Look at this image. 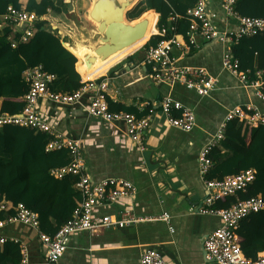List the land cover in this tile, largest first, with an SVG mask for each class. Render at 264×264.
<instances>
[{"label": "built area", "instance_id": "1", "mask_svg": "<svg viewBox=\"0 0 264 264\" xmlns=\"http://www.w3.org/2000/svg\"><path fill=\"white\" fill-rule=\"evenodd\" d=\"M219 2L226 20L222 28L216 26L218 13L209 8L208 0H196L194 5L186 10L189 28L185 35L181 34L185 43L181 45L175 37L177 20L180 17L177 13L171 15L170 24L158 29V35L166 36L167 32H170V35L147 50L145 61L153 70L152 79L170 88L181 86L186 90L195 91L200 96H209L218 85V77L209 74L202 67L181 64L180 58L173 54V48L182 46L183 51L189 52L190 45L199 48L202 43L218 41L224 48L221 55V68L237 78L241 85L252 89L256 97L264 102L263 84L257 79L250 78L249 70L240 69V62L231 50L232 45L236 44L240 38L262 32L264 19L239 15L234 10L236 0H219ZM43 18L44 16H38L23 5L15 7L10 4L4 13L0 14V29L6 26L12 29L7 39L11 47H16L19 42L28 40L33 34L35 22ZM228 20H234V28L227 25ZM58 33L63 37L61 31L58 30ZM22 74L28 83L27 92L22 97L25 101L24 107L16 113L0 111V127L12 124L44 132L47 135L46 151L67 150L69 161L50 169L49 172L56 178L65 176L74 178L73 186L80 193L81 198L71 216L53 235L40 229L38 213L24 203L19 202L14 208L9 201L0 200V246L7 241L18 243L21 254L18 264H31L26 243L17 237L6 236L1 231L8 224L21 222L37 232L45 249L42 264H59L68 248L71 235L81 232L95 233L102 228H124L146 220L148 217L140 216L134 211L138 188L131 180L117 176H106L98 180L90 177L81 152V139L67 136L55 127L41 111V108H44L42 102L47 101L63 106L80 105L87 117L114 126L124 125V135L141 151L145 148L146 133L155 110L149 107L148 114L140 117L124 110H110L106 99L108 84L105 79L99 80L98 77L81 80L78 88L65 92L55 87L54 82L57 76L44 70L40 64L26 68ZM86 94H88V102L82 104ZM157 104L169 127L183 132H190L196 127V115L193 108L171 93L163 95ZM235 118L249 125L264 126V111L248 104L232 106L199 150L197 164L203 179L205 197L198 212L216 216L220 220V225L204 237L203 248L206 258L215 264H264V255H257L255 258L247 257L235 236V230L243 218L264 208L263 197L257 194L239 200L226 208L213 207L217 199L234 195L238 191H245L254 180L256 170L247 168L220 179L205 177L212 166L210 151L223 139L226 122ZM121 200H128L130 204L117 209L116 212L107 211L106 208ZM11 209H14V212H10ZM170 217L168 212L162 211L154 219L165 221L172 232ZM139 264L167 263L159 250L147 248L141 253Z\"/></svg>", "mask_w": 264, "mask_h": 264}, {"label": "crops", "instance_id": "2", "mask_svg": "<svg viewBox=\"0 0 264 264\" xmlns=\"http://www.w3.org/2000/svg\"><path fill=\"white\" fill-rule=\"evenodd\" d=\"M20 1L24 4L27 0ZM219 3V0H208L209 8L218 13L216 26L222 28L226 20ZM148 10L156 12L154 9ZM156 14L158 22L159 14L157 12ZM169 19L167 21V23L169 22L168 24H170ZM227 25L230 28H234V20H228ZM175 35L181 45L185 43L181 34L176 33ZM149 38L150 36L147 40ZM223 49V46L218 41L202 43L199 49L193 52L183 51L182 46L173 48V54L180 58L181 64L202 67L209 74L218 77V85L209 96H200L195 91L186 90L181 86L170 88L164 84L153 82L142 62L143 56L141 53L143 51H137L138 49L124 54L93 76L95 78L105 74L108 83L107 96L113 101L133 107L135 109V111H131L133 114L142 112L148 114L149 109L146 111L142 107L146 106V104H152L151 108L155 110V113L151 118V123L146 133V146L142 151L138 150L135 144L124 137V125L114 126L101 120L87 117L80 105L63 106L47 101L42 102L44 108H41V111L55 127L59 128L67 136L79 137L80 139L83 137L86 143H89L90 140L93 145L102 143L104 137L113 140H106L107 145L125 143L127 146L124 150L120 149L122 152L117 150L115 155L117 157L121 155L122 158H126L127 155L135 157L134 161L136 160V162H127L125 167L121 168L124 169V171H121L123 176L131 178V181L138 188L133 207L135 213L148 217L146 213H156L154 216H157L162 211H166L171 215L169 223L173 227L172 232L165 221L150 219L149 217L148 219L150 220L159 221V225L153 223L156 226L154 229L141 228L134 230V233L127 230L131 229L130 227L135 224L124 228L109 229L116 233L120 232L116 236L121 237L117 239L122 240V244L126 243L128 236L133 235L132 238H135V245L143 246L138 257V264L141 253L147 248L159 250L167 264H215L206 258L203 239L209 232L220 225V220L216 216L198 212V208L205 197V188L199 176L196 180L191 178L190 170L198 174L197 151L208 140L210 134L216 130L228 108L248 104L260 111H264V103L256 97L255 92L249 87H244L236 82L234 76L221 68ZM119 65L120 67L115 69ZM112 69L114 70L112 71ZM109 71L112 72L107 75ZM139 72L144 73L140 74ZM250 78L259 80L264 88V78L261 70H254V76ZM145 80L146 82L142 84L141 82ZM149 83H152L157 88L151 92L150 97H145L146 86ZM166 93H171L193 108L196 115V127L192 131L183 132L171 128L165 123L164 115L159 109L157 102ZM1 102L2 98H0V106ZM87 102L88 94L83 97L82 104ZM76 123L79 126L78 133L70 132L69 128ZM104 140L103 142H105ZM130 142L135 146L134 150ZM195 144H197L196 150L192 147ZM191 161L194 162V167L191 166ZM91 170L89 169L90 172ZM93 172L96 176H102L101 178L106 177L103 175H107L103 170L95 172L93 169ZM152 177H155V179ZM129 204L128 200H121L106 209L109 212H116L117 209L127 207ZM197 217L205 219L212 217V219L207 221H217L211 226L202 227L199 226ZM3 233L9 237H17L26 243L31 264L43 263L45 249L35 230L21 223H13L7 226ZM88 233L94 234L93 232L75 234L71 243L81 234ZM258 255H264V253L260 251ZM65 256L66 253L62 259ZM61 260L59 264H63Z\"/></svg>", "mask_w": 264, "mask_h": 264}, {"label": "trees", "instance_id": "3", "mask_svg": "<svg viewBox=\"0 0 264 264\" xmlns=\"http://www.w3.org/2000/svg\"><path fill=\"white\" fill-rule=\"evenodd\" d=\"M195 1L139 0L126 13V17L135 19L144 11L154 9L159 14L154 27L157 25L160 28L169 23H167L169 16L177 13L180 17L175 32L185 35L189 28L186 10L193 6ZM62 2L27 0L24 7L27 10H34L41 16L46 15L48 10L61 12ZM10 4L20 7L23 3L20 0H0V14L4 13ZM82 5L86 9L88 0H82ZM234 10L241 16L264 19V0H236ZM34 27L33 34L28 40L19 42L14 48L6 38V33L11 31L10 27H5V32L0 31V98H2L0 111L16 113L24 107L25 101L22 96L26 93L28 84L22 73L28 67L40 64L44 70L55 73L57 75L55 87L59 91L71 92L78 88L80 80H83L75 69L76 57L48 28L47 20H37ZM169 35L170 32H167L164 37L167 38ZM162 38L152 35L139 51H145ZM196 49L199 48L189 46V51L193 52ZM231 50L240 62V69L249 70V77H253L254 70L259 69L263 72L264 78V30L240 38L232 45ZM106 99L110 110L135 111L133 107L113 101L107 95ZM140 114L143 116L146 112ZM46 136L44 132L17 125H4L0 128V200L9 201L14 208L19 202L24 203L38 213L41 229L53 235L71 216L81 197L73 186L74 178L70 176L56 178L50 174V169L66 164L69 157L65 149L46 151L44 148ZM81 143V152L88 165L89 175L92 179L98 180L102 176L94 175L91 161L86 155L88 146L86 142ZM209 156L213 164L206 174L208 178L220 179L247 168L256 170L254 180L245 191L221 197L214 202L213 207L226 208L257 194L264 198L263 125H247L237 119L227 121L223 139L212 148ZM112 175L120 176L113 173L103 176ZM10 212H14V209ZM235 236L247 257L255 258L260 251L264 253V209L243 218L235 230ZM20 258L18 243L7 242L0 248V264H18Z\"/></svg>", "mask_w": 264, "mask_h": 264}, {"label": "rangeland", "instance_id": "4", "mask_svg": "<svg viewBox=\"0 0 264 264\" xmlns=\"http://www.w3.org/2000/svg\"><path fill=\"white\" fill-rule=\"evenodd\" d=\"M62 1L63 2H62L61 12L60 11L56 12L52 10L49 12L47 16H45L44 20H47L49 24V28L54 29L57 27V29L61 31V33L64 36L63 37L64 42L67 41L69 30L74 28L73 33L71 34L72 44H75L76 42L86 43V41H88L90 36H92V39H90V41L95 39V36H93V34L95 33L94 30H96V26L91 20L88 19L86 9L85 7H82L83 6L82 0H62ZM128 11L129 10H127V12ZM126 13H125V17H126ZM57 29H54V30H57ZM144 43H146V40L140 43L135 48L128 51L127 53H131V51L133 52L135 49H139L141 46H143ZM127 62L129 61L127 60ZM119 67L120 65L117 66L115 69H118ZM113 70L114 69H112V71ZM112 71L107 72V75H109ZM139 73L142 74L144 72H139ZM234 79L236 80V82H238L237 78L234 77ZM145 82L146 80L142 81L141 83L144 84ZM155 88L157 87H155L152 83H149V85L146 86L145 97H148V96L150 97L151 92ZM69 131L72 133H78L79 131L78 124L76 123L75 125H73V127H70ZM124 137L128 139V141H130L127 136L124 135ZM103 139H105L104 140L105 142H103ZM103 139H102V143H95L94 145L91 143L92 141L90 140H89V143H86V145L88 146V148H86L88 152L86 153V155L91 161V169H94L95 172H100L103 170L105 173H113L116 175L123 176L121 171H124V169H121V168L125 167V163L134 161L135 157L133 155H127L126 158H122L121 155L117 157L115 155V152H117V150L119 152H122L120 149L124 150V148L127 145L125 143L116 144L112 142L116 147L119 148V149L118 148L116 149L114 145L106 144V140L108 139L113 141L111 138L104 137ZM81 142H85L83 137L81 138ZM130 144H131V147L133 146V150H134L135 146L131 142ZM202 145L197 151V156H198L199 150L201 149ZM192 147H194V149L196 150L197 144L193 145ZM134 162H136V160ZM191 162H192L191 166L194 167V162L193 161ZM197 169H198V166H197ZM190 171H191L190 174H191L192 179L196 180L198 176L201 179V173L199 169H198V174L197 172H193L192 170ZM152 178L155 179V177H152ZM146 215H148L149 218H157L159 214L157 216H154L156 215V213H151V214L146 213ZM149 215H152V216H149ZM140 216H145V215H140ZM197 219L199 221V226H202V227L211 226L215 224L217 221V220L207 221V220L212 219V217H208L207 219L197 217ZM13 223H21V222H13ZM153 223H157V225H159V221H153L150 219H146V220H142L136 223L134 226L130 227L131 229H127V230H130V232L134 233V230H138L141 228L154 229L156 226L153 225ZM11 224L6 225L1 230L2 233L5 230V228ZM109 229L111 228H102L100 231L94 234H90V233L81 234L80 236L77 237L76 240L72 241V243H71V240L75 234L71 235V239L69 242L70 246L68 245V248H67L68 250H66L67 252H65L66 256L61 260L62 263L63 264H138V257L141 251V247L143 246L135 245L136 242H134L135 238L134 239L132 238L133 235L128 236V238L126 239V243L122 244L121 243L122 240L117 239L121 237L116 236V234L120 232L116 233L115 231L109 230ZM123 247L124 249H122ZM121 250H124V251H121Z\"/></svg>", "mask_w": 264, "mask_h": 264}, {"label": "bare ground", "instance_id": "5", "mask_svg": "<svg viewBox=\"0 0 264 264\" xmlns=\"http://www.w3.org/2000/svg\"><path fill=\"white\" fill-rule=\"evenodd\" d=\"M99 0H88V6L86 8L88 19L91 20L96 26L99 25L100 21L92 18L90 12L93 10L95 4H98ZM139 0H101L99 4L102 6H108L109 13L115 12V9L121 4H125L122 10V23L129 26H134L142 20L146 21L143 33L140 37L130 41L128 43H119L112 51L109 52V48L114 46L109 39H105L103 32L97 35L96 39L92 41H86L82 43L70 44L68 42H62L63 46L67 48L76 57L75 69L84 79H91L104 67L117 60L131 49L138 46L140 43L147 40V38L158 32L157 27H154L157 21V14L153 10L144 11L139 17L135 19H127L124 17L125 11L131 9ZM107 27V26H106ZM98 34V29L94 30ZM99 47L107 48L105 53L97 52ZM93 57L92 60H89Z\"/></svg>", "mask_w": 264, "mask_h": 264}, {"label": "water", "instance_id": "6", "mask_svg": "<svg viewBox=\"0 0 264 264\" xmlns=\"http://www.w3.org/2000/svg\"><path fill=\"white\" fill-rule=\"evenodd\" d=\"M101 0H99L95 4L93 10L90 12V16L97 21H100L99 25H95L96 29H98V34L94 33L95 39L97 35H100V32H103L104 38L109 39L114 46L107 47L109 48V52L112 51L119 43L121 42H130L134 39L140 37L143 33L146 21L142 20L134 26L125 25L122 23V10L125 4H121L115 9V12L109 13L108 6H102L99 4ZM130 10V9H129ZM127 10L125 11V13ZM125 17V14H124ZM126 18V17H125ZM128 18H126L127 20ZM107 26V27H106ZM70 34L67 36L68 43L72 44V36L73 29L69 30ZM92 39V36L89 37L88 41ZM94 40V39H93ZM107 48L99 47L96 51L100 53H105ZM67 49V48H66ZM74 55V54H73ZM93 57H90L89 60H92Z\"/></svg>", "mask_w": 264, "mask_h": 264}, {"label": "clouds", "instance_id": "7", "mask_svg": "<svg viewBox=\"0 0 264 264\" xmlns=\"http://www.w3.org/2000/svg\"><path fill=\"white\" fill-rule=\"evenodd\" d=\"M53 1V0H52ZM57 1V0H56ZM56 1H54L55 3H56ZM23 6H25L24 4H22ZM21 5V6H22ZM135 6V5H134ZM133 6V7H134ZM132 7V8H133ZM29 11H34V10H29ZM51 10H48V13L50 12ZM35 12V11H34ZM47 13V14H48ZM46 14V15H47ZM46 15H41V16H44V18L43 19H45V16ZM39 20H41V19H39ZM35 24H36V22H35ZM35 26V25H34ZM6 27H9V26H6ZM156 27H157V25H156ZM5 28V27H4ZM4 28L3 29H0V31L1 32H5L4 31ZM48 28H49V24H48ZM161 28V27H160ZM159 27H157V29H160ZM11 29V28H10ZM53 33H55L56 34V36H58L59 38H60V41H61V43L63 42V37H61L60 35H59V33H58V31L57 30H54V29H52V28H49ZM74 29V28H73ZM10 32H12V29H11V31ZM9 33H6V38H7V35H8ZM62 34V33H61ZM70 34V31H69V33H68V35ZM153 35H158L157 33L156 34H153ZM152 36V35H151ZM150 36V37H151ZM158 36H160V35H158ZM161 37H163L162 39H165V37L164 36H161ZM162 39H160V40H162ZM8 40V39H7ZM159 40V41H160ZM158 41V42H159ZM8 42H9V40H8ZM158 42H156V44L158 43ZM9 44H10V42H9ZM63 45V44H62ZM234 45V44H233ZM17 46V45H16ZM143 46H141L139 49H141ZM149 47H151V46H149ZM14 48V47H13ZM139 49L137 50V51H139ZM147 50H148V48L145 50V51H143V57H142V62H143V64H144V66L147 68L148 67V72H149V76H150V78L152 79V68H151V65H149L148 63H146V61H145V56H146V53H147ZM49 72V71H48ZM51 73H53V72H51ZM55 74V73H54ZM56 75V74H55ZM105 75V74H104ZM104 75H102V76H97L98 78H99V80L100 79H105L106 80V75L104 76ZM57 76V75H56ZM24 78V77H23ZM25 80V79H24ZM82 80V79H81ZM81 80H80V82H81ZM152 81L153 82H155L153 79H152ZM26 82V81H25ZM55 82H56V80H55ZM54 82V85L56 84ZM107 82V81H106ZM27 83V82H26ZM156 83V82H155ZM28 84V83H27ZM108 84V83H107ZM158 84V83H157ZM164 85H166V84H164ZM167 86V85H166ZM169 87V86H168ZM75 90V89H74ZM27 92V91H26ZM23 97V96H22ZM159 101V100H158ZM261 101V100H260ZM261 102H263V101H261ZM185 103V102H184ZM264 103V102H263ZM245 105V104H244ZM152 106V104H146V106H143V108H145V110H147L149 107H151ZM190 106V105H189ZM158 107H159V105H158ZM232 107V106H231ZM230 107V108H231ZM229 109V108H228ZM227 109V110H228ZM227 112V111H226ZM132 113V112H131ZM226 114V113H225ZM135 115H137V114H135ZM138 116V115H137ZM235 119H237V118H235ZM238 120V119H237ZM239 121V120H238ZM240 122V121H239ZM244 124H246V123H244ZM9 125H12V124H9ZM247 125H249V124H247ZM260 125V124H259ZM4 126V125H3ZM2 126V127H3ZM17 126H19V125H17ZM23 127V126H22ZM1 128V127H0ZM26 128H28V127H26ZM31 129V128H30ZM35 131V130H34ZM37 132H39V131H37ZM46 144V143H45ZM145 146H146V142H145ZM45 148V147H44ZM137 148V147H136ZM138 149V148H137ZM139 150V149H138ZM141 151V150H140ZM212 164H213V161H212ZM198 165V164H197ZM211 168V167H210ZM210 170V169H209ZM209 172V171H208ZM112 176H114V175H112ZM117 177H122V178H126V179H129V180H131L130 178H127V177H124V176H117ZM206 177V176H205ZM206 178H208V177H206ZM133 182V181H132ZM201 182H203V179H202V177H201ZM134 183V182H133ZM261 195V194H260ZM262 196V195H261ZM137 197V196H136ZM264 199V198H263ZM261 210V209H260ZM258 212V211H257ZM39 222H40V220H39ZM240 224V223H239ZM40 229H41V227H40ZM42 230V229H41ZM43 231V230H42ZM43 232H45V231H43ZM46 233V232H45ZM48 234V233H47ZM7 242H12V241H7ZM7 242H5L2 246H0V248H2ZM62 259V258H61ZM60 262V261H59Z\"/></svg>", "mask_w": 264, "mask_h": 264}]
</instances>
